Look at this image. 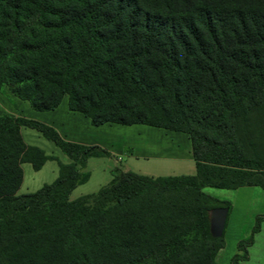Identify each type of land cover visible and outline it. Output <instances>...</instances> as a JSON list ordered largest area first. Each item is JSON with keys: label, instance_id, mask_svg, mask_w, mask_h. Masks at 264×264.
I'll return each instance as SVG.
<instances>
[{"label": "trees", "instance_id": "1", "mask_svg": "<svg viewBox=\"0 0 264 264\" xmlns=\"http://www.w3.org/2000/svg\"><path fill=\"white\" fill-rule=\"evenodd\" d=\"M0 94L39 111L66 97L95 126L185 133L195 163L182 175L115 168L69 199L86 159L108 151L0 113V264H218L224 234H212L209 211L227 217L230 204L203 187L264 189V0H0ZM21 126L70 162L17 194L21 163L36 170L53 158ZM262 219L238 241L240 257Z\"/></svg>", "mask_w": 264, "mask_h": 264}, {"label": "rangeland", "instance_id": "2", "mask_svg": "<svg viewBox=\"0 0 264 264\" xmlns=\"http://www.w3.org/2000/svg\"><path fill=\"white\" fill-rule=\"evenodd\" d=\"M16 99L17 97L6 98L0 94V112L14 109L18 112V107L22 110L27 101L23 100V103L18 102L19 100ZM15 101L18 103L16 104ZM113 125L117 128L116 130H112L110 132V137H114L116 135L122 136L124 139L126 138L125 140H127L129 144L131 143L136 150H145V153L149 154H152L157 150L168 152L169 146H171L168 137L176 140L180 137L178 135L185 134L145 124ZM20 132L26 142L39 146L45 153L52 155L54 159L48 160L39 171L33 170L29 162L21 163L20 166L23 178L18 190L16 191L17 194L35 191L42 184L48 183L57 172L56 160H68L67 156L56 145H54L52 141L42 136L37 130L22 126L20 127ZM180 145L182 146L181 148H183L185 146V142L180 143ZM123 155L124 160L117 164L115 168L121 170H131L147 175L188 174L194 171L193 161H180L171 158H161L149 155L138 156V154H129L127 152H124ZM258 156L264 160V155L261 152H258ZM115 168L111 157H90L85 166V171L90 172L91 175L87 181L79 184L70 192L68 195L69 199H75L82 194L95 192L100 186L105 184L110 179L109 172ZM52 169L55 170L53 173L51 171ZM106 176H108L107 179ZM205 191L212 195L224 198H227L228 196L233 197L235 193L232 189H220L213 187H206ZM237 207L238 206H236L235 209H237ZM225 216L226 208L224 207H217L215 211L212 212L211 216L212 232L218 235L222 231L223 234L226 233L225 247H223L216 256V262L218 264H264V224H262L264 219L260 222L259 230L253 234L252 242L247 246V256L240 257L242 251L238 248V240L236 238H247L250 235L255 219L246 221L234 216L231 223L227 224L228 215L226 218ZM235 255H238V258L233 261L232 259Z\"/></svg>", "mask_w": 264, "mask_h": 264}, {"label": "crops", "instance_id": "3", "mask_svg": "<svg viewBox=\"0 0 264 264\" xmlns=\"http://www.w3.org/2000/svg\"><path fill=\"white\" fill-rule=\"evenodd\" d=\"M16 100H19L18 102H23V100H21L19 98H17ZM15 102H16V104L18 103L17 101H15ZM27 103H25L26 105L23 107L22 110L17 106L18 112H17V110L14 109V110H9V111H3L0 113H7V114H11V115H18L19 114V115H23L25 117L34 118V119L40 120L44 123L51 125L52 127H54L59 132V134L63 138H65L67 140H70L73 142H78V143H83V144H96L102 148H105L108 151V154L103 155V156H91V157H104V156H106V158L111 157V159L113 161L114 168L117 166V164H119L122 160H124L123 154H124V152H127L129 154H135V155L138 154V156L149 155V156L161 157V158H171V159H176V160H180V161H182V160L191 161V162L193 161L194 171L192 173H188V174H194L195 173V163H194V160L192 159V156H191L190 141H189L186 134L178 135L180 137H179V139L175 138L176 140H174L171 137L170 138L168 137L169 143L171 144V146H169L168 152H164L163 150H157V151L153 152L152 154H149V153H145V150H140V149L136 150L135 147L131 143L129 144L128 141L125 140L126 138L124 139L122 136L116 135L114 137H110V132L112 130H116V128H117V127H114L113 124H101V125L95 126V125H92L90 123V120L88 117L84 116L81 113L73 112V111L69 110L68 106H67L66 98H63L61 100V102L59 103V105L55 109H52V110H44V111L37 110L36 111L35 109H33L30 106L29 103L28 104ZM23 127H25V126H23ZM20 134H21V132H20ZM22 139L26 144L35 145L33 143L26 142L23 137H22ZM184 142H185V146L183 148H181L182 146L180 145V143H184ZM37 147H39V146H37ZM50 156H52V155H50ZM67 158H68V156H67ZM89 158L90 157H88L86 159L85 165L83 167L79 168L80 172L87 173V178L83 182L87 181L91 175L90 172L85 171V166H86ZM53 159H54V157L52 159L45 160L39 169H36V170L33 169V170H35V171L41 170V168L45 165V163L48 160H53ZM59 162L60 163H68V162H70V159L68 158V160H63V161L56 160L57 172L54 174L52 180H50L48 183H51L57 177L58 169H59V166H58ZM51 171L53 173L55 170L52 169ZM111 171L109 172L110 178H111ZM124 171H127V170H124ZM133 172H135V171H133ZM136 173L142 174L139 172H136ZM142 175H147V174H142ZM176 175H182V174H176ZM148 176H164V175H148ZM107 177L108 176H106V179H107ZM22 178H23V173H22ZM83 182L78 183L76 186H78L79 184H81ZM105 184H103V185H105ZM206 187H212V186H204L203 191L205 193H207L208 195H210V196H212L218 200L227 201L230 204L229 214L227 217V219H228L227 224L231 223L234 216H237L238 218H240L242 220L244 219L246 221H249V220L251 221V220L255 219V216L257 214H261L264 212V189L261 188L260 186L242 185V186H238L236 188H220V189H232V190H234V192H235L234 196L233 197L228 196L227 198H224L221 196H215V195H212V194L206 192L205 191ZM213 188H218V187H213ZM31 192H33V191H31ZM91 193H93V192H91ZM86 194H88V193H86ZM236 206H238L237 209H235ZM219 208H222V207H219ZM215 209L216 208H212L209 211L211 232H212V218H211V216H212V212L215 211ZM225 218H226V216H225ZM262 224H264V220L262 221ZM224 231H225V229H224ZM212 234H214V233L212 232ZM214 235H218V234H214ZM225 235H226V233L224 234V241H226ZM236 239L239 241L241 238L238 237ZM224 247H225V244H224ZM221 249H219L217 251L216 256L218 255V253L220 252Z\"/></svg>", "mask_w": 264, "mask_h": 264}]
</instances>
